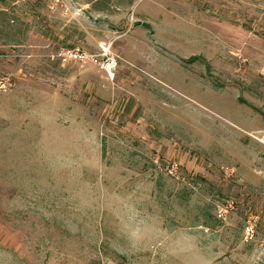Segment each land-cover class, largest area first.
Here are the masks:
<instances>
[{
  "label": "rangeland",
  "instance_id": "obj_1",
  "mask_svg": "<svg viewBox=\"0 0 264 264\" xmlns=\"http://www.w3.org/2000/svg\"><path fill=\"white\" fill-rule=\"evenodd\" d=\"M1 81L0 264H264V0H0Z\"/></svg>",
  "mask_w": 264,
  "mask_h": 264
},
{
  "label": "built area",
  "instance_id": "obj_2",
  "mask_svg": "<svg viewBox=\"0 0 264 264\" xmlns=\"http://www.w3.org/2000/svg\"><path fill=\"white\" fill-rule=\"evenodd\" d=\"M110 44L106 40L98 42V49L96 52H87L79 48H70L60 50L56 53V57L60 59L62 63L79 61V62H91L94 65L100 67L101 70L112 74L117 67V58L111 52ZM4 82H0V88L4 87ZM264 144V135L260 139ZM165 170L177 176V165L176 163L167 165Z\"/></svg>",
  "mask_w": 264,
  "mask_h": 264
}]
</instances>
